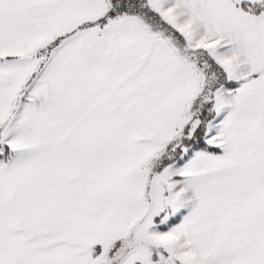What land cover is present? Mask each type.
Returning <instances> with one entry per match:
<instances>
[{"label": "snow or ice", "instance_id": "snow-or-ice-1", "mask_svg": "<svg viewBox=\"0 0 264 264\" xmlns=\"http://www.w3.org/2000/svg\"><path fill=\"white\" fill-rule=\"evenodd\" d=\"M0 264H264V0H0Z\"/></svg>", "mask_w": 264, "mask_h": 264}]
</instances>
